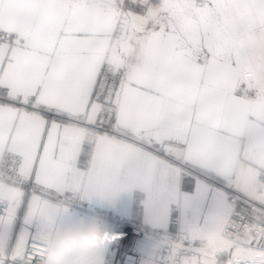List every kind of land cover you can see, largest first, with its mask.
<instances>
[{"label": "snow or ice", "instance_id": "snow-or-ice-1", "mask_svg": "<svg viewBox=\"0 0 264 264\" xmlns=\"http://www.w3.org/2000/svg\"><path fill=\"white\" fill-rule=\"evenodd\" d=\"M133 189L141 264H264V0H0V264Z\"/></svg>", "mask_w": 264, "mask_h": 264}, {"label": "built area", "instance_id": "built-area-1", "mask_svg": "<svg viewBox=\"0 0 264 264\" xmlns=\"http://www.w3.org/2000/svg\"><path fill=\"white\" fill-rule=\"evenodd\" d=\"M64 205L74 211L91 210L99 216L97 219L109 232L122 234L121 238L104 245L102 252L97 253L94 264H141L143 251L153 239L159 238V234L141 220L118 217L111 211L87 207L77 193L69 194ZM176 231L177 229L172 233L175 234ZM50 250L49 242V253Z\"/></svg>", "mask_w": 264, "mask_h": 264}, {"label": "crops", "instance_id": "crops-1", "mask_svg": "<svg viewBox=\"0 0 264 264\" xmlns=\"http://www.w3.org/2000/svg\"><path fill=\"white\" fill-rule=\"evenodd\" d=\"M183 191L191 193L190 188H182ZM190 190V191H188ZM80 195L81 199L85 203L87 207L96 208L100 211H111L116 216L120 217H127L131 218L132 220H141L145 223V209L143 205V201L145 199V194L140 191L139 189H133L130 192H124L122 193L118 199L114 201H109L104 199L101 196L98 195H91V196H85L80 193H77ZM62 210H60L58 214V219H60L63 223H73L77 221V219L74 217V219L71 221H66L62 218ZM79 217V216H78ZM178 218L179 213L177 211L172 212V221L169 225V229L171 232L175 231L178 227ZM91 219V217H89ZM79 220H83L81 217H79ZM51 255V250H50Z\"/></svg>", "mask_w": 264, "mask_h": 264}, {"label": "clouds", "instance_id": "clouds-1", "mask_svg": "<svg viewBox=\"0 0 264 264\" xmlns=\"http://www.w3.org/2000/svg\"><path fill=\"white\" fill-rule=\"evenodd\" d=\"M121 238V234L109 232L96 218L77 220L73 227L58 236L56 243L64 252H94L106 243Z\"/></svg>", "mask_w": 264, "mask_h": 264}, {"label": "rangeland", "instance_id": "rangeland-1", "mask_svg": "<svg viewBox=\"0 0 264 264\" xmlns=\"http://www.w3.org/2000/svg\"><path fill=\"white\" fill-rule=\"evenodd\" d=\"M66 209L64 212H71L73 215L81 217L83 220H88L91 218H99V216L91 210L83 209L81 211H74L71 208L63 205ZM71 210V211H69ZM63 212V213H64ZM73 223L65 224L60 219L57 218L52 230L49 232L47 239L51 245V258L53 264H91L95 262L97 253H101L103 247L94 251V252H64L56 243H54L55 239L60 236L62 233L70 230L73 227Z\"/></svg>", "mask_w": 264, "mask_h": 264}, {"label": "bare ground", "instance_id": "bare-ground-1", "mask_svg": "<svg viewBox=\"0 0 264 264\" xmlns=\"http://www.w3.org/2000/svg\"><path fill=\"white\" fill-rule=\"evenodd\" d=\"M66 210H68V209H66ZM69 211H71V210H69ZM64 209H62V211H61V213H62V218L64 219V220H66V221H69V220H73L74 219V217L77 219V220H79V217L78 216H76V215H73L71 212H67V211H65L64 213ZM51 256V255H50Z\"/></svg>", "mask_w": 264, "mask_h": 264}, {"label": "trees", "instance_id": "trees-1", "mask_svg": "<svg viewBox=\"0 0 264 264\" xmlns=\"http://www.w3.org/2000/svg\"><path fill=\"white\" fill-rule=\"evenodd\" d=\"M184 189V188H183ZM191 190V189H190ZM190 190H188V191H190Z\"/></svg>", "mask_w": 264, "mask_h": 264}]
</instances>
